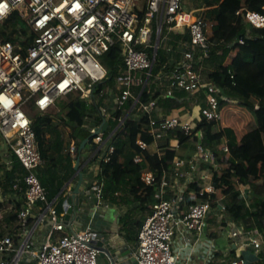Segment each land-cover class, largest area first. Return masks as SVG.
Listing matches in <instances>:
<instances>
[{
	"label": "built area",
	"instance_id": "obj_1",
	"mask_svg": "<svg viewBox=\"0 0 264 264\" xmlns=\"http://www.w3.org/2000/svg\"><path fill=\"white\" fill-rule=\"evenodd\" d=\"M182 2L6 0L7 11L0 14V35L12 32V40L0 37V95L12 103L5 107L0 101V201H9L2 191L7 176L1 166L11 162L7 156L12 154L23 171L9 187L11 200L20 201V206L15 210V232L0 236V264H19L22 257L25 264H98V250L90 245L94 237L91 224L74 233L64 231L65 212H58L55 199L48 200L36 174L43 158L29 110L45 112L70 93L87 104L105 98L99 111L107 127L96 134L101 123L90 129L92 148L88 161L98 156L109 159L114 148L111 136L122 130L129 118L147 121L154 149L159 140L172 134L171 143L177 153L171 166L140 173V179L154 187V203L137 231V264H180L174 240L179 239L185 247L194 244L213 219L221 224L228 240L223 261L247 264L242 255L246 249L257 256L251 264H264V220L260 227H247L228 215L223 200L210 199L215 193L212 174L221 152H227L228 147L225 140L209 146L203 123L220 121L221 104L231 99L211 79L214 71L222 69L207 60L213 47L223 41L211 39L208 21L196 9L183 10ZM74 3L80 7L70 11ZM262 8L263 11L238 8L235 14L251 27L264 28V5ZM15 10L24 21L23 30L20 23L7 21ZM174 33L182 36L174 38ZM185 34L189 38H183ZM238 41L244 43V39ZM115 48L120 61L114 66L112 83L107 84L104 82L109 71L101 57ZM159 50L165 57L163 62L158 57ZM98 83L104 86L95 99ZM144 91L146 99L142 98ZM181 92L185 96H176ZM166 98L187 101L180 106L186 117L175 113L180 108L175 105L166 111ZM109 121H114L115 126ZM179 132L192 135L191 146L179 141ZM80 143L76 139L68 143V152L74 158L81 152ZM136 144L142 149L150 146L140 139ZM190 148L189 154L181 152ZM140 159L135 154L133 160ZM89 191L95 208L105 205L101 178L93 177ZM196 196L199 199L194 201ZM32 214L35 222L31 226ZM46 221L49 222L44 224ZM39 224L48 228L42 241L34 235ZM54 231L63 233L53 237ZM214 252L213 245L208 246L204 264L215 261Z\"/></svg>",
	"mask_w": 264,
	"mask_h": 264
},
{
	"label": "trees",
	"instance_id": "obj_2",
	"mask_svg": "<svg viewBox=\"0 0 264 264\" xmlns=\"http://www.w3.org/2000/svg\"><path fill=\"white\" fill-rule=\"evenodd\" d=\"M202 4L207 7L202 13L204 18L212 22L211 39L223 41V44L213 47L211 57L207 60L208 63H215L222 69V71H214L211 79L231 99L229 102H222L220 121L203 123L204 139L209 146L225 138L228 147L227 152H221L218 166L213 172L212 183L215 193L210 199L213 202L223 200L226 212L232 219L243 221L247 227L254 224L260 227L264 220V28H254L245 24L235 11L238 8L263 11L264 0H202ZM7 21L18 22L22 25V30L24 29V21L17 10L12 12ZM11 33L0 35V37L3 41L12 40ZM181 36L178 33L173 34L174 38ZM183 38H189V36L185 34ZM240 38L244 39V43H239ZM218 50H221L220 54L216 53ZM159 51L158 57L163 62L165 57L163 52ZM101 61L109 71L104 83L110 84L114 66L120 61V53L116 48L112 49L101 57ZM104 83L96 85L95 99ZM68 96L71 98L65 105V113L60 115V118L66 127L68 125L80 127L87 117L86 103L73 93ZM176 96H185V93H176ZM142 98H147L145 91ZM103 99L104 97H101L102 102ZM93 104L98 107L96 100ZM184 104H187V101L179 102L177 99L166 98L163 107L167 111L174 105L180 107ZM224 107L232 110L226 116L223 115ZM32 119V127L42 157H47L48 152L52 155L53 146L61 143L58 124L51 117L43 115L35 114ZM112 123L110 125L114 127L115 122L112 121ZM40 129L44 132V150L46 151H43L41 147ZM87 136L89 135L85 133L78 137L74 130L70 132V138L79 141ZM171 138L172 134L159 140L153 152L142 149L136 144V139L142 140L147 145H150L153 140L147 121L129 118L123 129L111 136L114 148L109 153V159L101 158L99 161L104 194H110L113 201H116L114 193L119 191L120 195L117 194L120 197L119 203L128 206L121 217V231L122 235L132 241L137 240L138 227L141 226L146 212L151 211L154 203V187L146 185L140 179V173L151 169L161 171L171 166L173 157L177 153ZM51 139H54L55 144ZM178 139L181 143L188 142L190 146L193 143L192 135H185L182 132L178 133ZM135 154L141 157L137 162L133 160ZM53 159L51 157L50 160ZM20 170L23 171V169ZM8 179L11 181L13 175H8ZM241 185H248L249 205L242 196ZM198 199L199 197L196 196L194 201ZM19 203L20 201H15V205ZM5 205V201H0V213ZM11 217L13 220L16 219L15 212ZM3 230H0V236L3 235ZM14 232L15 229L9 230V233Z\"/></svg>",
	"mask_w": 264,
	"mask_h": 264
},
{
	"label": "crops",
	"instance_id": "obj_3",
	"mask_svg": "<svg viewBox=\"0 0 264 264\" xmlns=\"http://www.w3.org/2000/svg\"><path fill=\"white\" fill-rule=\"evenodd\" d=\"M194 5L195 6L191 9H196L198 11H201L200 12L201 14L207 8V7L202 6V5L201 6H198L196 4H194ZM208 22L210 23L209 26H211L212 22L211 21H208ZM210 35H211V32H210ZM61 98H63V97H61ZM103 101H105V98L103 99ZM54 108H56V104L54 106L50 107L47 111L40 112V115L51 117L55 121L54 118H56L57 115L59 116V113L61 111H63V114L66 111L65 107L62 110L57 108L56 111H53ZM70 140H71V138H70ZM70 140H69V142H70ZM222 140L226 141L225 138H222L221 141ZM68 143L63 147V149L60 148L57 151L53 147L52 151L54 153L52 155L50 152H48L47 157H42L43 163L41 165V168H43V174H42L43 179H42L41 183L44 186V188L46 189L48 200L51 201V200L55 199L54 205H55L56 209L58 210V212H63L62 203H63V199L65 198V196L68 192V187L65 188L62 192H60L62 187L65 184H68L69 182L76 183L78 180V175L74 176V174H75L74 165H75V159L76 158H74L68 152ZM86 145L84 146L83 150H81V152L78 153V154H80V158H81L79 166H80V169H81L82 175H83L82 176V182L80 185V190L82 191L81 194L84 197L89 198L91 200L92 204L94 205L92 192L89 191L88 194H86V192L89 190V184L92 181L94 176L101 178L100 167H99V161L101 158L99 156L93 157L92 159H90L88 161L89 150H91V149L87 148ZM88 145H90V144H88ZM38 148H39V146H38ZM147 150H149L150 152H153L156 149H154L150 145L147 148ZM183 150H186V151H183ZM39 151H40V148H39ZM189 151H190V149H182L181 150V152L186 153V154L187 153L189 154ZM64 152H66V154ZM51 157L54 158L52 161L50 160ZM6 159H7V161H9V159H11V162H9V164H6V165L3 164L1 166V168L4 169V171L6 172V176H7V183L3 185L2 191H3V194L6 193V195H7L5 199L6 200L9 199L8 203L15 204V202L11 200L12 199L11 195L8 194L9 193V187L12 184L13 179L21 172L20 169H22V168H21V165L19 164L18 160L16 158L14 159L12 157V154L7 156ZM9 167H10V170H7V168H9ZM52 169L54 171H52ZM51 174H52V176H49ZM8 175H13V179L11 181H9ZM240 188H241L242 193H243L242 196L246 199L247 202H250V196L247 194L248 185H241ZM114 194H115L114 196L116 197V201H113V197L110 194H108V193L104 194V204L105 205H102L101 207L96 208L95 213H94L95 218L100 219L101 216H105L104 214H106V213H109V214L113 213V215L111 214V216L108 217V219L110 221L115 219L116 217H118L120 219L119 224H118V231H119L120 235L126 240L128 245L133 248V251H135L136 241H132L128 237L126 238L124 235H122L123 232L121 231V227H122L121 217L127 211L128 206L119 203V200H120L119 191L115 192ZM117 194H119V195H117ZM15 206L18 208L20 206V203L16 204ZM17 208H15V210ZM150 212L151 211L146 212L145 217ZM34 216L35 215L32 214V216L29 218V224L30 225H32L35 222ZM88 220L82 228H84L87 225V223L89 222ZM14 221H15V219L13 220L12 217H10V226L11 227L14 226ZM47 222H49V221H46L44 224H47ZM44 224H39L35 229H39L41 232H43L44 229L48 230V228ZM254 225H256V224H254ZM221 230H222L221 224H219L217 221H215V219H213V220L209 221V223L207 225V231L204 232L195 243L193 242L194 244H192V245L188 244L185 247L183 245V243L181 244V241L179 239L174 240L173 248L180 255V264H204L205 254L207 253L208 246H211V245H213L214 251H215L214 252L215 253V261L212 264H228L225 261H223V260H225V256H224L223 252L227 248L228 240H227L225 234L223 233V231H221ZM64 231L69 232L66 229H64ZM62 233H63V231H54L53 237L60 235ZM46 235H47V231H46L45 236ZM44 238L45 237H42L39 240L38 239H36V240L42 241ZM97 261H98V258H97ZM98 264H99V261H98Z\"/></svg>",
	"mask_w": 264,
	"mask_h": 264
},
{
	"label": "water",
	"instance_id": "obj_4",
	"mask_svg": "<svg viewBox=\"0 0 264 264\" xmlns=\"http://www.w3.org/2000/svg\"><path fill=\"white\" fill-rule=\"evenodd\" d=\"M107 127V122L102 119L100 124V130L97 128L94 134L99 131L104 132ZM90 136L84 138L80 145L79 151H81L86 144H90ZM7 150L2 152V155L6 153ZM80 153V152H79ZM80 154L76 156L75 159V175H78V180L76 183L69 182L65 184L61 191L68 187V192L63 199L62 208L65 212L64 223L66 225V230L71 233L79 231L84 224H91L94 231V237L90 242V245L98 250V261L99 264H137L134 256L133 248L128 245L126 240L120 235L118 231V224L120 219L116 217L113 220L107 218L96 219L95 218V206L92 204L91 200L84 197L80 190V185L82 182V171L80 169ZM89 193V190L86 194ZM85 194V195H86Z\"/></svg>",
	"mask_w": 264,
	"mask_h": 264
},
{
	"label": "rangeland",
	"instance_id": "obj_5",
	"mask_svg": "<svg viewBox=\"0 0 264 264\" xmlns=\"http://www.w3.org/2000/svg\"><path fill=\"white\" fill-rule=\"evenodd\" d=\"M181 4H182V9L183 10H190L191 8H193L195 6L194 4H196L198 6L203 5L202 4V0H183V2ZM209 24L210 23L208 22V34H210V32H211V28H210L211 26H209ZM71 96L66 95V97L59 98L56 101V103H55L56 104V108H54L53 111H56L57 108H59L60 110H62L65 107V105L67 104L68 100L71 98ZM93 103L94 102H92V103L90 102L89 104L86 103V107L88 109V113H87V117H86L85 122L80 127L79 126H71V125H68L66 127L65 126V123H63L62 122V119L60 118V115L61 116L63 115V111H61L59 113V116L57 115L56 118H54L55 119L54 122H56L58 124V127L57 128L60 131L61 136H62L61 137V143H60V145H57V146L54 145L53 146L56 151L59 150L60 148L63 149V147L69 142V140H70V132L72 130H74L76 132V134H77L78 137H81L85 133H87L88 135H90V129L92 127L96 126L97 124H99V120L102 119L101 114H100V111H99V108L103 104V102L101 100V97L97 100L98 107H95V105ZM93 105H94V107H93ZM231 111L232 110H230L228 107H224V109H223V115L226 116ZM29 113H30V115H35V114L38 115V116L40 115V112H38V110L36 108L30 109L29 110ZM175 113L182 114L181 116L183 118L186 117L185 114H183L184 111H183V108H181V107L180 108H177L175 110ZM245 117H246V114H245ZM110 124H113L112 121L110 122ZM39 136H40L41 143L43 145V146L41 145L42 150L43 151H46V150H44L45 149V145H44V132H43V129H40ZM52 140H53V142L55 144L54 139H51V141ZM86 147L91 149V145H88L87 144ZM64 153L66 154V152H64ZM12 157L15 159V157L13 155H12ZM52 171H54V170L52 169ZM36 174L39 177L40 181L42 182V179H43L42 178L43 168H41V166H39L37 168ZM49 176H52V174L49 175ZM15 208H17L15 206V204H13V203H6L4 210H2V212L0 213V230L2 231V229H4L3 230V234L8 233L9 230L10 231L11 230L14 231V226H12V227L10 226V217L14 214ZM111 214L113 215V213H111ZM111 214L106 213V214H104L105 216H102V218H107L108 219V217H110ZM31 226H29V227L31 228ZM46 231H47L46 229H44L43 232H41L39 229H35L34 230V235H35L36 239L39 240L40 238L45 237ZM17 242H18V240H17ZM242 255L246 259L247 264H251L252 262H255L257 260V256L252 251H249V250H246L245 249V250L242 251ZM19 264H25L24 257H22V260L20 261Z\"/></svg>",
	"mask_w": 264,
	"mask_h": 264
},
{
	"label": "clouds",
	"instance_id": "obj_6",
	"mask_svg": "<svg viewBox=\"0 0 264 264\" xmlns=\"http://www.w3.org/2000/svg\"><path fill=\"white\" fill-rule=\"evenodd\" d=\"M61 7H63V4H61ZM80 5L78 3H74L72 9H70V11L79 8ZM8 5L6 3V0H0V14H3L4 12L7 11ZM91 21H89L90 23ZM62 86V85H61ZM0 101L3 102L4 106L7 107L8 105H10L12 103L11 100L6 99L5 97H3L2 95H0ZM41 104H43V101H41Z\"/></svg>",
	"mask_w": 264,
	"mask_h": 264
},
{
	"label": "snow or ice",
	"instance_id": "obj_7",
	"mask_svg": "<svg viewBox=\"0 0 264 264\" xmlns=\"http://www.w3.org/2000/svg\"><path fill=\"white\" fill-rule=\"evenodd\" d=\"M61 87H63V85Z\"/></svg>",
	"mask_w": 264,
	"mask_h": 264
}]
</instances>
